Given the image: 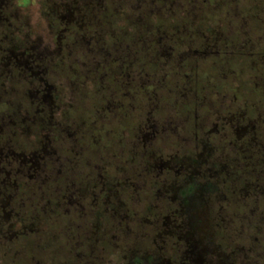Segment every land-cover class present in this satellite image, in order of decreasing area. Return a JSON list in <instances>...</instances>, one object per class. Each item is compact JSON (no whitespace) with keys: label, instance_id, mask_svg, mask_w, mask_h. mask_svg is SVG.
<instances>
[{"label":"clouds","instance_id":"obj_1","mask_svg":"<svg viewBox=\"0 0 264 264\" xmlns=\"http://www.w3.org/2000/svg\"><path fill=\"white\" fill-rule=\"evenodd\" d=\"M0 169V264H264V0H3Z\"/></svg>","mask_w":264,"mask_h":264},{"label":"rangeland","instance_id":"obj_2","mask_svg":"<svg viewBox=\"0 0 264 264\" xmlns=\"http://www.w3.org/2000/svg\"><path fill=\"white\" fill-rule=\"evenodd\" d=\"M0 2H3V0H0ZM72 14L71 12L68 13V15L66 17L62 16L61 17V20L62 21H67L68 23H71L72 22ZM83 40V37L81 38ZM85 43H87V41L85 40L84 41ZM159 42V41H158ZM9 56L10 57H15L17 54L12 51L11 49L9 50ZM19 56L21 57V59H18L16 61L17 63V66H20L21 64H23V66L25 68L28 67V60L31 59V57H27V58H24V53L23 52H20L19 53ZM33 75H35V73H33ZM34 96V93H29V97L32 98ZM45 99L47 100L48 97L46 96ZM9 123H11V121H9ZM215 126H213V129L212 131H215ZM25 131H27V129H25ZM239 134V133H238ZM11 154V153H10ZM14 155V154H13ZM15 158V157H14ZM20 158H21V163H24L25 160L23 158V154L21 153L20 154ZM32 164L33 166L35 167L36 166V161H35V153H33V159H32ZM0 171H3V169H0ZM7 175V173L5 174ZM29 179H31L32 177L29 176L28 177ZM15 186V185H13ZM133 188L135 189L136 186L133 185ZM157 196L160 195L159 191L156 193ZM69 203H72V201L70 200ZM107 203V201H106ZM7 215V214H6ZM122 220H126L128 219V217L125 215V216H122L121 217ZM145 223H148L147 220L144 221ZM168 221L167 219H165V225H167ZM113 239H115V237H113ZM183 239L185 240V242L188 244V251L185 253V256L192 259L193 260V264H198V260H197V257H198V251H197V242L195 240H193L192 236L191 235H186L183 237ZM156 264H170V261L167 260V259H159L157 260V263Z\"/></svg>","mask_w":264,"mask_h":264},{"label":"trees","instance_id":"obj_3","mask_svg":"<svg viewBox=\"0 0 264 264\" xmlns=\"http://www.w3.org/2000/svg\"><path fill=\"white\" fill-rule=\"evenodd\" d=\"M157 263V261L155 262V264Z\"/></svg>","mask_w":264,"mask_h":264}]
</instances>
